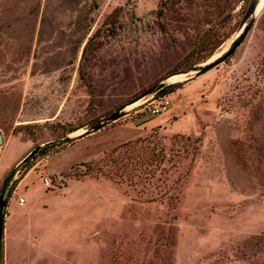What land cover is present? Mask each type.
Here are the masks:
<instances>
[{
	"label": "rangeland",
	"instance_id": "rangeland-1",
	"mask_svg": "<svg viewBox=\"0 0 264 264\" xmlns=\"http://www.w3.org/2000/svg\"><path fill=\"white\" fill-rule=\"evenodd\" d=\"M167 2L0 0V184L14 167L11 180L24 176L3 208L1 264H264V6L164 110L149 112L152 94L124 110L225 48L247 0L215 27L201 2ZM208 28L211 54L186 63ZM122 102L123 115L88 129ZM85 123L88 133L59 135ZM48 143L24 172L22 157Z\"/></svg>",
	"mask_w": 264,
	"mask_h": 264
},
{
	"label": "trees",
	"instance_id": "trees-1",
	"mask_svg": "<svg viewBox=\"0 0 264 264\" xmlns=\"http://www.w3.org/2000/svg\"><path fill=\"white\" fill-rule=\"evenodd\" d=\"M233 1L234 0H168L167 4L170 5V7H172L173 4H176L178 2H183L186 5H190V4H193L195 2H201L202 6L205 9V16L203 18V21L205 23H210V24L212 23V25L215 27V26L220 25V22H219L220 18L222 19V17H224V15H226L227 12L231 9V5H232ZM160 5H162V4H160ZM112 15H113V13H110L103 22H105V21L109 22L110 21V24H111V22H112L111 16ZM98 30H99V28H97L86 39V41H85V43L81 49L79 62L83 61V59L85 58L90 47H92V45L96 46V44L98 43V42L94 41L95 34H97ZM212 32H213V30L211 28H208L205 32H203L200 36H198V38L194 42V45H193L190 53L186 54V56L184 57V61L186 63H193L194 61L196 62V60H198L199 58H206L209 54H211L212 50L214 49V47L216 46V43H217L215 35H213L214 33L212 34ZM79 42L80 41H78V43ZM204 50H207L205 52V54H203L202 56H199L195 60H193L194 54H199V52H202ZM182 82L181 81H175V82L169 83V84L163 86L161 89L157 90L156 92L152 93V97L153 96L166 95L169 92L173 91V89L179 87L182 84ZM87 86L90 88L89 94L93 95V91L91 90L90 84L87 83ZM133 96H134V94H132L131 97L128 98L126 101L132 100L134 98ZM125 102H122V103L115 105L114 111L117 109H120L125 104ZM130 121H133V120H130ZM95 122H96V119L92 120L91 121L92 125L95 124ZM83 125H87V123L76 125V126H71V125L63 126V128L61 127V131L59 132V135L64 137L65 134L72 132V131L75 132L76 131L75 129H77ZM21 127L24 128L25 125H23ZM79 129H81V128H79ZM25 132L29 136H32L31 132H29V131H25ZM52 145L57 146L56 143L55 144H52V143L44 144L42 147L38 148V150L35 152V154L36 155H45L49 151V149H51L50 147H52ZM151 155H152V151H151ZM151 155H148L147 153H145L143 158H145L148 161H151L152 160ZM27 160H28V158L21 163V166H23L22 170H24V172H26V170H28V168L30 167V166L24 165ZM140 163H143V160ZM14 170H15V167L10 169L7 172V174L3 177V180L0 184V200L2 198H4V203H3L2 210H1V224L3 223V214H4L3 208L6 205V201L8 200V197L10 196L12 189L14 188V186L16 185L18 180L21 178V175H20V178H18V179L15 178V179L11 180V176H12ZM1 262H2V230H1V235H0V264H1Z\"/></svg>",
	"mask_w": 264,
	"mask_h": 264
},
{
	"label": "water",
	"instance_id": "water-1",
	"mask_svg": "<svg viewBox=\"0 0 264 264\" xmlns=\"http://www.w3.org/2000/svg\"><path fill=\"white\" fill-rule=\"evenodd\" d=\"M259 0H247L245 9L243 11V14L240 18V21L238 23V29L236 31V33L234 34V37L229 41V43L227 44V46L223 49H221L219 52L216 53L215 56L213 57H209L206 60L200 62V63H196V64H192V65H188L186 67H183L181 69H178L166 76H164L163 78H161L160 80H158L157 82L149 85L148 87H146L145 89H143L140 93H138L132 100H130L128 103H131L133 101L139 100L140 98H143L147 95H150L154 92H156L157 90L161 89L163 86L171 83V82H167V78L170 75L173 74H180L183 76L184 79L194 75H198L200 73H203L204 71L210 69L211 67H213L214 65H216L217 63H220L221 61H223L226 57H228L237 47L238 45L242 42L245 34L247 33L248 29L251 27L253 21H254V17H255V8L256 5L258 4ZM230 12L227 13L226 15H224V17H222L221 20H224L225 18H227L228 16H230ZM182 79V80H184ZM181 81V80H179ZM127 103V104H128ZM121 115H123V110L122 109H117L111 113H109L108 115H106L101 121L93 124L92 126H90L88 129L89 130H97L99 129L101 126H103L106 122L108 121H114L116 120L118 117H120ZM89 130H84L78 134H75L74 136L80 135V134H84V133H88ZM73 137V136H71ZM69 135H65L64 137H62L63 140L69 139L71 138ZM2 135L0 133V146L2 145ZM39 146H35L30 152H28L21 160L20 162L22 163L24 160H26L27 158H29L30 156H32L37 150H38ZM3 203H4V198H2L0 200V235H1V230H2V224H1V210L3 207Z\"/></svg>",
	"mask_w": 264,
	"mask_h": 264
},
{
	"label": "built area",
	"instance_id": "built-area-1",
	"mask_svg": "<svg viewBox=\"0 0 264 264\" xmlns=\"http://www.w3.org/2000/svg\"><path fill=\"white\" fill-rule=\"evenodd\" d=\"M152 96V95H151ZM151 103V107L149 110V112L151 114H157L159 113L161 110H164L168 104V100L166 99L165 95L162 96H153L152 100L149 102V104ZM43 184L45 186H48V180L46 178H43ZM23 198L19 197L17 202L20 204L22 203Z\"/></svg>",
	"mask_w": 264,
	"mask_h": 264
},
{
	"label": "bare ground",
	"instance_id": "bare-ground-1",
	"mask_svg": "<svg viewBox=\"0 0 264 264\" xmlns=\"http://www.w3.org/2000/svg\"><path fill=\"white\" fill-rule=\"evenodd\" d=\"M263 6H264V0H259L258 4L256 5L255 11H254L255 15H257L259 13V11L263 8ZM182 79H184L182 75H180V74H173V75H170L167 78L166 81L167 82H175V81H179V80H182ZM138 102H139V100H136V101H133V102L127 104L126 106H124V110L125 109H130V108L134 107L135 105L138 104ZM80 132H82V129L76 130L75 132L71 133V135L78 134Z\"/></svg>",
	"mask_w": 264,
	"mask_h": 264
},
{
	"label": "crops",
	"instance_id": "crops-1",
	"mask_svg": "<svg viewBox=\"0 0 264 264\" xmlns=\"http://www.w3.org/2000/svg\"><path fill=\"white\" fill-rule=\"evenodd\" d=\"M3 143H4V142L2 141V145H3ZM23 157H24V156H23ZM23 157H22V158H23ZM14 164H16V163H14ZM26 174H27V173H26ZM26 174H25V175H26ZM23 177H24V176H23ZM23 177H22V178H23ZM22 178L19 179L18 184L22 181ZM18 184L14 186V188L12 189V191H11L10 194H12V193L16 190ZM43 185H44V184H43ZM10 197H11V196H9L8 199H9ZM22 202H24V199H23ZM20 204H21V203H20ZM4 218H5V216H4ZM3 220L5 221V219H3ZM4 221H3V225H4V223H5ZM4 229H5V226H2V232H4Z\"/></svg>",
	"mask_w": 264,
	"mask_h": 264
}]
</instances>
